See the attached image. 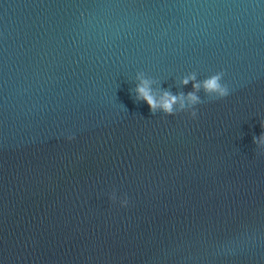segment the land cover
Instances as JSON below:
<instances>
[{"label": "water", "instance_id": "water-1", "mask_svg": "<svg viewBox=\"0 0 264 264\" xmlns=\"http://www.w3.org/2000/svg\"><path fill=\"white\" fill-rule=\"evenodd\" d=\"M262 124L264 0H0V264H264Z\"/></svg>", "mask_w": 264, "mask_h": 264}, {"label": "clouds", "instance_id": "clouds-1", "mask_svg": "<svg viewBox=\"0 0 264 264\" xmlns=\"http://www.w3.org/2000/svg\"><path fill=\"white\" fill-rule=\"evenodd\" d=\"M142 76V74H141ZM224 76V72H218L215 75H212L205 79L202 82L193 83V91L189 92L186 96L181 93L179 95H172L171 93L165 91L163 95L157 100L155 95L153 94L151 88V81L147 79H140L137 87L135 89L136 99L143 100L144 103L148 105L150 112L153 114L157 111V109L163 111L165 115H173L174 114V106L179 103L180 109L185 107V102H187L188 107H192L196 104L201 103L200 97L196 94L198 91L203 89L206 96H212L217 100H222L229 95V88L226 84L222 83V78ZM195 75H189L188 77L181 80V85L186 86L192 81H195ZM197 116V112L193 111L191 113V118L195 119ZM262 129H264V124L261 125ZM69 141L73 140L74 137L69 136L67 138ZM253 143L264 144V133L259 138L254 137ZM128 204V200L125 199L121 203V207H125Z\"/></svg>", "mask_w": 264, "mask_h": 264}]
</instances>
